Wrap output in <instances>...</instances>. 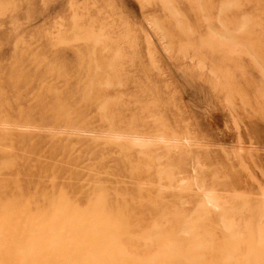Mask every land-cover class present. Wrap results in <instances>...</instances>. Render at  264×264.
Segmentation results:
<instances>
[{
	"label": "rangeland",
	"instance_id": "obj_1",
	"mask_svg": "<svg viewBox=\"0 0 264 264\" xmlns=\"http://www.w3.org/2000/svg\"><path fill=\"white\" fill-rule=\"evenodd\" d=\"M93 184L141 264H264V0H0V199Z\"/></svg>",
	"mask_w": 264,
	"mask_h": 264
},
{
	"label": "bare ground",
	"instance_id": "obj_2",
	"mask_svg": "<svg viewBox=\"0 0 264 264\" xmlns=\"http://www.w3.org/2000/svg\"><path fill=\"white\" fill-rule=\"evenodd\" d=\"M97 187L86 199L90 219L62 194L48 201L51 214L38 221L33 211L23 212L19 199H0V264H141L139 256L117 243L124 230L125 201L112 204ZM88 228L96 230V239L88 237Z\"/></svg>",
	"mask_w": 264,
	"mask_h": 264
}]
</instances>
